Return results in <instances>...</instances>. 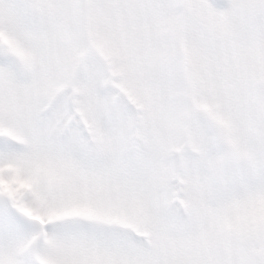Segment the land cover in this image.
Returning <instances> with one entry per match:
<instances>
[{
    "label": "snow or ice",
    "instance_id": "snow-or-ice-1",
    "mask_svg": "<svg viewBox=\"0 0 264 264\" xmlns=\"http://www.w3.org/2000/svg\"><path fill=\"white\" fill-rule=\"evenodd\" d=\"M0 264H264V0H0Z\"/></svg>",
    "mask_w": 264,
    "mask_h": 264
}]
</instances>
